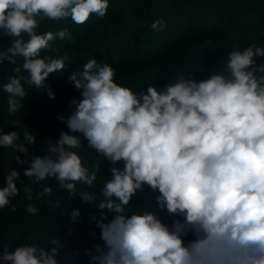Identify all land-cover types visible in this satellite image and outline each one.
I'll return each instance as SVG.
<instances>
[{"label":"clouds","instance_id":"clouds-1","mask_svg":"<svg viewBox=\"0 0 264 264\" xmlns=\"http://www.w3.org/2000/svg\"><path fill=\"white\" fill-rule=\"evenodd\" d=\"M109 0H0V36L10 46L0 50V65L6 61L23 63L3 85L9 95V113L19 111L27 92L23 83L47 90L50 74L65 69L68 57L46 55L57 38L73 39L67 29H38L47 22L70 18L83 25L95 14H108ZM166 23L156 20L153 30L162 31ZM43 54V55H42ZM264 46L255 43L227 53L223 71L196 80L177 74L174 82L158 90L153 83L136 91L116 82L115 70L94 58L73 72L69 81L81 91L73 101L68 117L57 119L66 124L59 139L48 145L47 153L31 161L23 175L39 183L49 178L67 192V199L79 197L84 204L98 201L93 214L104 247L97 245L90 264H264ZM19 126V125H18ZM0 130V147L27 154V145L36 136ZM86 141L98 156L113 165L111 178L99 194L77 190V184L93 187L101 163L91 168L76 149ZM21 173L11 169L0 187V209L16 210L11 198L19 195ZM147 185L158 191L156 205L175 219L165 223L151 210H131L133 197ZM44 186L37 198L52 194ZM31 201L33 190L24 188ZM100 197H103L101 199ZM55 208L61 207L57 200ZM104 209L113 212L107 223ZM26 211L38 209L28 203ZM81 213L73 209L77 222ZM49 247L38 243L22 244L14 251L9 245L0 249L2 264H59L64 248L53 236Z\"/></svg>","mask_w":264,"mask_h":264},{"label":"trees","instance_id":"trees-1","mask_svg":"<svg viewBox=\"0 0 264 264\" xmlns=\"http://www.w3.org/2000/svg\"><path fill=\"white\" fill-rule=\"evenodd\" d=\"M156 20L166 23L162 31L151 28ZM60 29L71 32L73 39L57 38L51 42V50L45 53L54 58L68 57L65 69L50 74L45 82L55 99L49 98L47 90L22 81L26 97L16 98L21 107L10 114L9 95L3 91V85L9 76H27V73L14 72L22 65V57L17 58L15 65L7 61L0 65V130L18 132L21 139L17 143L24 142L25 131L36 136V144L27 145V154L0 147V187L9 170L16 169L21 173L17 181L19 195L11 198L16 210L11 207L0 209V249L9 245L11 252L22 244L34 242L49 247V239L55 236L64 244L57 257L59 264H90V255L85 250L94 253L97 245L104 247L100 229L92 219L93 214L98 218V201L84 204L79 197L69 200L67 192L59 189L55 179L37 183L34 178L25 177L23 171L30 165L17 163L15 157L20 155L22 160L30 162L33 156L48 154L49 143H55L62 130L67 131L66 124L57 117H68L74 109L72 102L82 98L81 91L69 81V76L73 72H82L89 59L111 66L116 72V82L136 91L151 83L158 90L163 89L174 82L172 78L177 74L196 80L206 79L223 71L229 51L243 50L252 43L264 46V0H109L108 14L103 18L93 14L83 25L75 24L70 18L50 21L38 31ZM9 46L10 39L0 36V50ZM256 60L258 64L264 63V57ZM75 151L85 158L90 168L101 163L94 186L77 184L78 192L99 194L104 182L111 178L110 169H123V162L113 165L98 156L86 141ZM44 186H51L52 194L38 199ZM25 187L33 190L31 201L25 197ZM158 195V191L153 192L145 185L144 192L133 197L131 210H151V204L162 221L171 224L175 218L158 208ZM57 200L61 202L60 208L50 206ZM28 203L38 209L36 215L26 211ZM73 209H79L81 213L77 222L71 220ZM103 211L107 216L104 222L111 221L115 214L107 209Z\"/></svg>","mask_w":264,"mask_h":264}]
</instances>
